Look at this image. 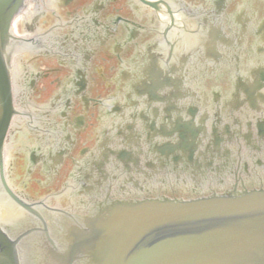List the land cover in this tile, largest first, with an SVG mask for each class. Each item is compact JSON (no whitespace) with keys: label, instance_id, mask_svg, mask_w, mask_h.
<instances>
[{"label":"flooded vegetation","instance_id":"flooded-vegetation-1","mask_svg":"<svg viewBox=\"0 0 264 264\" xmlns=\"http://www.w3.org/2000/svg\"><path fill=\"white\" fill-rule=\"evenodd\" d=\"M14 20L0 222L35 228L29 257L109 198L264 188V0H28Z\"/></svg>","mask_w":264,"mask_h":264},{"label":"water","instance_id":"water-1","mask_svg":"<svg viewBox=\"0 0 264 264\" xmlns=\"http://www.w3.org/2000/svg\"><path fill=\"white\" fill-rule=\"evenodd\" d=\"M27 2L0 0V184L4 186L6 138L17 113L12 58L19 40L13 22ZM183 67L178 68L180 84ZM152 77L144 83L150 92L153 86L158 89ZM34 229L14 236L0 222V264H264V188L191 199L109 198L66 235L65 246L42 237L30 248L35 253L29 257L25 245Z\"/></svg>","mask_w":264,"mask_h":264}]
</instances>
